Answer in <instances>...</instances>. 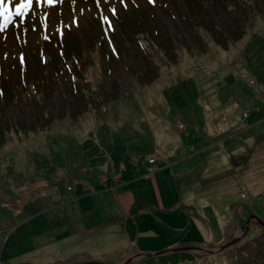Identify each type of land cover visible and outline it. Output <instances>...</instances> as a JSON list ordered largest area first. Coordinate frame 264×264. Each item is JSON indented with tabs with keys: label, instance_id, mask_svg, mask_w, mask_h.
Masks as SVG:
<instances>
[{
	"label": "rangeland",
	"instance_id": "rangeland-1",
	"mask_svg": "<svg viewBox=\"0 0 264 264\" xmlns=\"http://www.w3.org/2000/svg\"><path fill=\"white\" fill-rule=\"evenodd\" d=\"M156 1L153 6V0H91L90 5L86 0H68L55 11L48 32L38 24L25 32L19 28L0 33V77L1 66L6 67L5 85L11 89L21 87L24 71L30 69L32 74L38 67H53L49 60L41 61L47 59L48 47L59 49L61 43L64 54L72 39L90 47L83 72L88 83L73 82L67 73L56 91L68 96L73 91L71 97L84 105L52 119L48 128L41 126L45 120L27 132L14 126L0 146L1 263L90 259L89 249L99 243L91 230L104 223L103 205L75 194L86 182L93 192L97 190L92 195L96 198L100 190L112 187V173L121 172L119 186L132 187L133 180L145 176L136 183L141 198L133 203V212L161 217L164 211L172 223L154 236L140 237L145 251L154 253L139 255V264H256L249 252L245 263L236 256L249 248L260 253L253 248L264 244V225L254 217L244 236L223 250L206 253L179 244L190 241L191 235L183 238L189 231L183 222L185 216L199 215L197 201L206 205L200 209L211 219L203 229L213 228V240L198 245L217 247L230 240L253 213L264 220V0ZM96 2L118 16L116 39L125 36L122 20L138 26L139 13L144 15L143 20L153 25V34L140 35L143 51L133 36L126 39L125 60L115 62L107 47L100 48L97 41H106ZM85 10L89 15L82 14ZM74 11L86 18L85 25L60 29L62 19L74 22ZM165 32L174 37L173 46L168 47ZM130 54L139 56L144 69L132 65ZM24 55L22 64L26 58L30 62L19 70L16 63ZM142 70L145 78L139 76ZM250 77L256 78V85L249 83ZM77 84L84 87L82 93L73 89ZM23 90L37 94L28 87ZM243 110L249 111L248 118L237 116ZM90 133L105 141L110 155L106 164L94 170L75 152ZM101 174L108 178L101 179ZM67 183L73 188L68 190ZM255 236L261 240L251 245ZM174 246L184 248L166 250ZM71 247L82 250L71 251Z\"/></svg>",
	"mask_w": 264,
	"mask_h": 264
},
{
	"label": "trees",
	"instance_id": "trees-1",
	"mask_svg": "<svg viewBox=\"0 0 264 264\" xmlns=\"http://www.w3.org/2000/svg\"><path fill=\"white\" fill-rule=\"evenodd\" d=\"M237 1L238 0H236V3ZM203 6L205 10L209 9L207 6ZM139 16L140 21L141 19H144L143 14L139 13ZM163 21L160 20V22ZM98 22L100 25L101 23L99 19ZM122 25L126 31H124V35L126 37L122 36L118 39L117 46L120 54H116L112 47L109 45V43H102L103 40L100 41V39L99 41H97L99 42L97 44H100V48L102 50H104L105 47L108 48L109 53H106L108 55H111V58L115 60V62L119 59L125 60V58L128 56L125 42L129 36H133L134 41L138 42V38H141L140 35L142 33H152V25L149 22L143 21L142 23H139L138 26H136L128 21V24L125 22ZM165 33L166 39L169 41L168 47L173 46L172 40H174V37H171L167 32ZM162 38L164 39V36H162ZM72 40V42L71 40H69V44L66 43L64 54L61 53V48H55L48 43V46L51 47H48L49 53H47L46 57L47 60L53 63V67L48 68L45 66L47 70H44V68L39 69V67H36L38 71L36 73L32 72V74L31 72H29L30 69L28 71H24L23 74H20L22 76H20L19 78L21 87L17 86L16 89H11L10 84L5 85V81L6 79H8V75L5 76L6 67L1 68L3 74L0 77V94L2 95V98L0 97V146L4 144L7 135L10 134L15 127L20 130L22 129L21 132H27L25 130L29 129L30 131L33 129L34 126H40L41 120H45L46 123H43L41 126L48 128V124H50L52 119L59 116H63L67 112L78 110L79 106L84 105L81 100L79 101L76 97H71L74 94L73 91V94L71 92L70 96H68L67 93L66 95L62 93H56L57 89H59L63 84L62 82L67 73L68 75L70 74L67 79H70L73 82L78 81L80 83V81H82L81 79H85V81L82 82L87 84L89 81L88 78H86L87 72L84 75L83 72L85 69V65L87 64L86 59H89V55L87 56V54H89L90 47L86 46L83 42H80L81 40L79 39ZM139 49L143 51V47L140 46ZM44 50L46 51V49ZM130 56L132 61H134L132 65L140 67L139 64H141V61L140 58L138 59L139 56L137 57V55L135 54H130ZM134 56L137 58L133 59ZM42 60L43 59L41 58V61ZM27 61L28 66L30 61L28 59ZM16 65L20 70V60L17 61ZM128 65L129 67L131 66V64ZM140 68L144 69L143 67ZM112 69L113 71H115V67H113ZM133 71L135 72V70ZM139 76L142 78L146 77V75L143 73V70L140 72ZM32 78H35V80L31 81ZM71 81H69V85L72 84ZM112 82H110L111 85H113ZM24 83L26 86H24ZM25 87L37 90V94L33 93L30 95L25 90H23ZM75 88H77L78 91L82 93L84 87L82 85L79 87L77 84V86L73 89ZM113 88H116V86H114ZM41 96H47L49 101H46L45 99L41 98ZM68 98L70 99L69 101L67 100ZM17 109H19V111H17ZM36 109H40V112H38ZM75 152L85 157V159L89 162L90 166L93 167L92 170L95 169L96 165H100L101 167L103 164H106L110 156L108 154L109 152L106 149L105 141H101L100 138H96L93 133H90L89 136L81 140L79 146H76ZM152 161H154V159ZM114 174L115 173H112L113 176ZM66 187L69 190L68 184L66 185ZM241 216L243 217V215ZM260 240L261 238L259 236H255L249 242L251 245H256L255 243L260 242ZM244 247L248 248L247 245H244ZM253 249L255 251H259L260 253H255L254 251L252 252L251 248H249L247 250H240V254H236V256L240 258L243 263H245L246 258H248L249 252L251 257H254V261L256 264H264V244L259 243ZM245 253H247V256L245 255Z\"/></svg>",
	"mask_w": 264,
	"mask_h": 264
},
{
	"label": "crops",
	"instance_id": "crops-1",
	"mask_svg": "<svg viewBox=\"0 0 264 264\" xmlns=\"http://www.w3.org/2000/svg\"><path fill=\"white\" fill-rule=\"evenodd\" d=\"M121 165L124 166L125 164ZM123 176L124 174H121V172L115 173L113 176L114 181L112 182V187L100 190L101 193L97 194L96 198L92 197V195L96 196L97 190L94 189L93 192L86 182H84L81 187V193L75 194L76 196H82L84 198L88 197L90 203L97 202L99 206L103 205L101 206V209L104 211V214H102L104 216V223H102L96 230H91V232L95 234L94 238L97 239L99 243L94 247V249H89L90 252L87 253L88 256L97 258L108 255L117 259L123 255L124 251L127 249L138 252L145 251L147 248L141 241L142 236H154L158 233L159 229H167L172 225L168 219L170 215L164 211L161 217H158L156 213L140 216L135 211L133 212V203L141 198L138 195L141 189H138L136 183L144 180L145 176L133 180L132 187L116 185L123 178ZM100 178L107 179L108 176L101 174ZM73 203H75V201H73ZM196 203L198 206L195 212H198L199 215L190 214L189 217L185 216V221L183 222L189 226V231L183 238H187L191 235L190 241L182 242L180 244L186 243L198 245L204 240H213V237L211 236V232L213 231L212 226L210 225L211 232H206L203 229V227L206 226V221L207 224L208 222L211 223V219L208 218V214L206 213L205 218L201 211V209H204L206 205L204 203L199 204L198 201ZM193 220L196 221L197 225L194 224ZM75 249L82 250L78 247H71V251H74ZM89 254H95V256ZM193 257H196L195 253H193ZM140 262L141 261L135 260L133 264H139Z\"/></svg>",
	"mask_w": 264,
	"mask_h": 264
},
{
	"label": "water",
	"instance_id": "water-1",
	"mask_svg": "<svg viewBox=\"0 0 264 264\" xmlns=\"http://www.w3.org/2000/svg\"><path fill=\"white\" fill-rule=\"evenodd\" d=\"M251 217L256 218L257 222L264 225V220L261 219L257 214L255 215V213H253L252 216L250 215L247 218V221H246L245 225H243L242 230L238 231L232 239L225 241L224 243H221L220 245H218L217 248H212V247H208V246H204V245H186L185 248H189V249H195L196 248V249H199L200 251L209 252V253L222 250L225 247L229 246L230 244L238 241L246 233L247 229L249 228L247 223H249V220ZM183 248H184V246L171 247V248H167L166 250H175V249H183ZM152 254L153 253H151V252H145V251H139L138 252V251H136V253L129 252L121 260L117 261L116 263H109V262H104V261H86V262H82V263H78V264H128L131 260L138 258L142 255H152Z\"/></svg>",
	"mask_w": 264,
	"mask_h": 264
},
{
	"label": "snow or ice",
	"instance_id": "snow-or-ice-1",
	"mask_svg": "<svg viewBox=\"0 0 264 264\" xmlns=\"http://www.w3.org/2000/svg\"><path fill=\"white\" fill-rule=\"evenodd\" d=\"M34 0H18V2H15L14 0H0V17H2L5 21V25L7 26L8 23L11 22L12 17H20V16H26L29 11L33 7ZM47 3L49 5H53L56 3V0H47ZM13 5H14V11H13ZM113 12L115 10L113 9ZM107 20V17H105ZM0 31H3V27H0ZM23 62V58H22Z\"/></svg>",
	"mask_w": 264,
	"mask_h": 264
}]
</instances>
